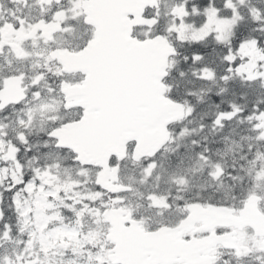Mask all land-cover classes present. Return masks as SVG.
Returning <instances> with one entry per match:
<instances>
[{"label":"snow or ice","instance_id":"snow-or-ice-1","mask_svg":"<svg viewBox=\"0 0 264 264\" xmlns=\"http://www.w3.org/2000/svg\"><path fill=\"white\" fill-rule=\"evenodd\" d=\"M0 264H264V0H0Z\"/></svg>","mask_w":264,"mask_h":264}]
</instances>
